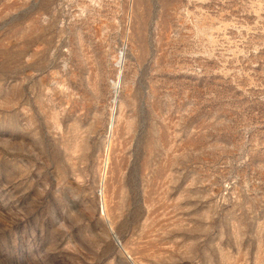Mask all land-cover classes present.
Returning <instances> with one entry per match:
<instances>
[{
  "label": "rangeland",
  "instance_id": "1",
  "mask_svg": "<svg viewBox=\"0 0 264 264\" xmlns=\"http://www.w3.org/2000/svg\"><path fill=\"white\" fill-rule=\"evenodd\" d=\"M0 264H264V0H0Z\"/></svg>",
  "mask_w": 264,
  "mask_h": 264
},
{
  "label": "bare ground",
  "instance_id": "2",
  "mask_svg": "<svg viewBox=\"0 0 264 264\" xmlns=\"http://www.w3.org/2000/svg\"><path fill=\"white\" fill-rule=\"evenodd\" d=\"M123 66V65H122ZM119 76V75H118ZM118 82V81H117ZM114 87L117 89V83H114ZM109 162V161H108ZM107 165V164H106ZM104 183H103V186H102V188H103V191L101 192L102 193V199H103V206H104V211H105V213H106V205H105V190H104ZM110 227L112 228V226H111V223H110Z\"/></svg>",
  "mask_w": 264,
  "mask_h": 264
},
{
  "label": "water",
  "instance_id": "3",
  "mask_svg": "<svg viewBox=\"0 0 264 264\" xmlns=\"http://www.w3.org/2000/svg\"><path fill=\"white\" fill-rule=\"evenodd\" d=\"M130 258V257H129Z\"/></svg>",
  "mask_w": 264,
  "mask_h": 264
}]
</instances>
